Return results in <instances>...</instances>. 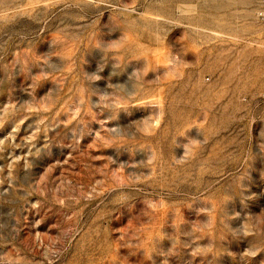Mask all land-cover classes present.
<instances>
[{"label":"rangeland","instance_id":"374dc122","mask_svg":"<svg viewBox=\"0 0 264 264\" xmlns=\"http://www.w3.org/2000/svg\"><path fill=\"white\" fill-rule=\"evenodd\" d=\"M0 264H264V0H0Z\"/></svg>","mask_w":264,"mask_h":264}]
</instances>
